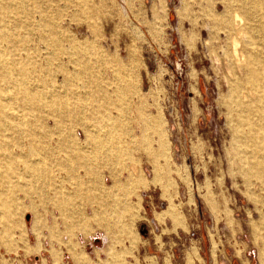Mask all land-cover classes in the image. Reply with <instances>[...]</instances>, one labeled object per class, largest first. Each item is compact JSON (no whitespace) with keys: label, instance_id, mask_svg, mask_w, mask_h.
I'll use <instances>...</instances> for the list:
<instances>
[{"label":"rangeland","instance_id":"1","mask_svg":"<svg viewBox=\"0 0 264 264\" xmlns=\"http://www.w3.org/2000/svg\"><path fill=\"white\" fill-rule=\"evenodd\" d=\"M239 15L253 27L242 0H0V264H264Z\"/></svg>","mask_w":264,"mask_h":264},{"label":"bare ground","instance_id":"2","mask_svg":"<svg viewBox=\"0 0 264 264\" xmlns=\"http://www.w3.org/2000/svg\"><path fill=\"white\" fill-rule=\"evenodd\" d=\"M242 4H243L244 12L246 14V18L253 17L255 23L253 27H251L249 23L246 27H244L243 19L239 15L236 16L234 19L235 26L237 27L243 26L244 28L242 29V31L252 32L251 34H253L255 38L254 39L255 43L253 45L257 46L258 52L255 56L254 61L251 64H249V68H247V73H248L247 86L250 92L248 94H242V99H241L239 94L240 93L239 86L237 88H234L235 95L233 97V103H232V114L236 119L235 129H234L235 131L234 141L237 148L240 151V157L243 158V160H245L251 168L253 167L255 168L264 163V153L262 154L261 152H255V147H256L255 144L259 142L258 139L261 142H264V13L262 16V12H264V0H242ZM236 46L238 47L239 45L236 44ZM245 61L246 59L244 60V63ZM80 112L83 114L82 111ZM82 118L83 117H81V119ZM256 120L258 121V123H260L262 130V132L260 133L261 135L259 136L257 135L256 132H254V125H255L254 122ZM81 123L83 124V120H81ZM22 132L24 131L22 130ZM86 133L88 135L89 140L96 147H98V149L107 148L108 145L107 143L109 142V138H110L109 135H105V133L101 134V132L100 131L98 132L96 129L92 130L91 132L86 131ZM80 157L84 160H87L89 157V153L87 151L82 150L80 153ZM38 164L39 163H35V162L30 163L29 171L34 177L36 176L38 177L40 173ZM43 167L44 166H42V168ZM136 173L137 172H135V174Z\"/></svg>","mask_w":264,"mask_h":264},{"label":"crops","instance_id":"3","mask_svg":"<svg viewBox=\"0 0 264 264\" xmlns=\"http://www.w3.org/2000/svg\"><path fill=\"white\" fill-rule=\"evenodd\" d=\"M154 263L155 262L153 260L150 261V264H154ZM246 263H248V261ZM165 264H166V262H165Z\"/></svg>","mask_w":264,"mask_h":264},{"label":"water","instance_id":"4","mask_svg":"<svg viewBox=\"0 0 264 264\" xmlns=\"http://www.w3.org/2000/svg\"><path fill=\"white\" fill-rule=\"evenodd\" d=\"M29 218V215H26V219H28Z\"/></svg>","mask_w":264,"mask_h":264}]
</instances>
